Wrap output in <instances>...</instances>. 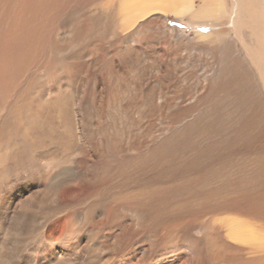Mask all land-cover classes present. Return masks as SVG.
Masks as SVG:
<instances>
[{
    "label": "rangeland",
    "instance_id": "1",
    "mask_svg": "<svg viewBox=\"0 0 264 264\" xmlns=\"http://www.w3.org/2000/svg\"><path fill=\"white\" fill-rule=\"evenodd\" d=\"M121 1L67 0L44 16L57 19V32L37 52L40 68L24 73L25 99L9 101L0 124V264H198L206 224L194 205L212 181L197 149L209 136L175 137L194 111L179 118L171 97L187 92L176 81L184 67L209 61L196 45L208 27L192 26L189 13L160 10L128 27ZM36 22L23 19L22 31ZM169 64L179 73L170 74ZM187 73L186 86L195 85ZM206 116L197 119L207 125ZM40 181H65L58 198L68 205L35 232L27 219L52 206ZM27 188L3 216L11 194ZM32 198L34 216L21 211Z\"/></svg>",
    "mask_w": 264,
    "mask_h": 264
},
{
    "label": "bare ground",
    "instance_id": "2",
    "mask_svg": "<svg viewBox=\"0 0 264 264\" xmlns=\"http://www.w3.org/2000/svg\"><path fill=\"white\" fill-rule=\"evenodd\" d=\"M200 2L196 7L195 0H122V25L129 27L136 19L151 11L160 10L177 16L189 13L192 26L208 27L207 31L198 33L206 38L204 45H196L198 49L204 47L208 51L209 61L203 66L197 64L198 67L190 64L193 66L190 67L192 70H188L189 66H183L185 74H180L178 68L175 69L170 64L168 66L170 74L179 73V76H175L176 81L187 91L184 94L177 92L171 97V101L182 108L179 118L185 120L188 112L199 114L196 117L192 113L189 117L192 118L189 120L191 122L186 124L188 127L179 130L175 137H181L180 133L185 139L192 136L204 139L209 136L206 143L200 141L204 145L197 149L196 162L199 165L205 166L206 159L210 161L209 179L212 181L210 191L197 197L194 205L197 216L200 220L205 218L206 224L200 240L204 247L195 251L197 263L264 264V0ZM67 3V0H0V37L3 44L0 50V124L6 121L4 114L7 112L5 108L8 102L13 101L15 105L25 99L21 87L24 73L32 70V67L40 68L38 62H34L37 52L47 46L46 36L57 32V19L53 21L44 16H47L50 9L62 10ZM23 19L25 24L27 21L32 24L34 20H39V23L29 25L27 31L23 32ZM168 30L173 29L168 27ZM90 55L94 57V53ZM187 59L184 60L192 58L187 56ZM188 71L196 76V84L191 85L192 88L189 84L186 86L189 79H192ZM157 95L158 98L162 97ZM169 104L168 102L166 105L174 108L172 103L170 106ZM100 112L96 110L97 114ZM203 115H207L203 121H207V125L197 119ZM1 133L3 134L0 131ZM175 137L172 138L174 144L178 140ZM165 145L168 144L165 142ZM62 183H55L53 187L45 186V182L40 183V186L46 187L45 194L51 199L50 210L44 213L38 211L34 216V211L30 208L35 198L21 204L23 213L34 216L32 220H27L33 225L35 232L41 231L68 205L61 203L58 198ZM28 190L29 188L21 189L11 194L5 202L3 216H9L15 200ZM183 206L185 209L189 204ZM209 218H212L210 222ZM1 223L0 232L4 230Z\"/></svg>",
    "mask_w": 264,
    "mask_h": 264
}]
</instances>
